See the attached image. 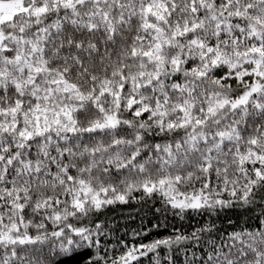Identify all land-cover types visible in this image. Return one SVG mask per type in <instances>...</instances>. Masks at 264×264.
I'll return each mask as SVG.
<instances>
[{"label":"snow or ice","instance_id":"6c2138e0","mask_svg":"<svg viewBox=\"0 0 264 264\" xmlns=\"http://www.w3.org/2000/svg\"><path fill=\"white\" fill-rule=\"evenodd\" d=\"M0 264H264V0H0Z\"/></svg>","mask_w":264,"mask_h":264}]
</instances>
